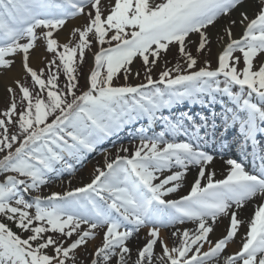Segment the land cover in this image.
<instances>
[{"label":"snow or ice","instance_id":"1","mask_svg":"<svg viewBox=\"0 0 264 264\" xmlns=\"http://www.w3.org/2000/svg\"><path fill=\"white\" fill-rule=\"evenodd\" d=\"M0 79V264H264V0H0ZM233 130L251 170L224 158ZM98 151L90 182L43 194Z\"/></svg>","mask_w":264,"mask_h":264},{"label":"rangeland","instance_id":"2","mask_svg":"<svg viewBox=\"0 0 264 264\" xmlns=\"http://www.w3.org/2000/svg\"><path fill=\"white\" fill-rule=\"evenodd\" d=\"M69 27H71V24L69 25ZM234 32L237 36H239L242 32V28L237 26L236 28H234ZM65 36H67V29L61 33V39L62 40L66 39ZM218 50H219L218 45L214 40L213 45H212V54L210 57V59L212 60V63L214 65H215V60H216V53ZM40 51H42V49ZM86 56H87V59H85L84 64L81 65L80 69H79L81 88H83V86L85 84V77L88 75L90 70L93 69V66H94V59H93L92 53L89 52V53H87ZM169 60L172 63H175V61L173 60V58L171 56L169 57ZM172 63H170L168 66L171 67ZM33 65L37 66V67H43V64L39 63L37 60L33 61ZM135 66L140 67L139 61L136 62ZM161 67H163V65H161ZM19 71H20L19 60H17V65H16V68L14 69V72L18 73ZM158 72H159V69H157V74H158ZM142 79H143L142 76L140 79H130L128 81V83L137 84V83H140L142 81ZM2 80L3 79H0V98L5 96L4 84H3L4 82ZM60 83H61V85H63L64 77H61ZM114 83L123 84V83H125V81L123 80V77L121 76V78L118 81H114ZM4 106H5L4 102L2 100H0V108H3ZM136 143H138V140H134V139L120 140V141H117L115 144L110 143L109 145H106L103 148L107 149L108 152H110L112 155H115L117 149L120 147L121 144L131 147L132 145H134ZM104 159H105V152H102V151H98V152L90 155L87 163L83 167H79L78 171L75 174H73V175L66 174L62 179L56 180L51 185L44 187L42 189L43 194H48L52 191H57V192L66 191L69 189V187L75 188V187H79V186H82L83 184L90 182V180L92 179V176L94 175V168L98 167V166H103ZM225 171H226V169H225ZM225 171L222 174H224ZM69 182H71V183L69 184ZM184 191L186 192L185 189H184ZM172 198H177L176 194H173ZM191 226L193 227V225H191ZM140 236H141V240H139V241L133 240L131 242L133 247H135L138 244L143 242L144 233L141 232ZM98 242L99 241H97V243Z\"/></svg>","mask_w":264,"mask_h":264},{"label":"bare ground","instance_id":"3","mask_svg":"<svg viewBox=\"0 0 264 264\" xmlns=\"http://www.w3.org/2000/svg\"><path fill=\"white\" fill-rule=\"evenodd\" d=\"M65 37H67V36H65ZM2 81L4 83H6V80H2ZM232 140H235V139H232ZM234 158H236V157L234 156ZM226 167L227 166L224 164V160L217 159V161L214 162V168H215V171L217 172V177H219V178L222 177V173L225 171ZM193 176H194V170L189 173V176H188L189 182L192 180ZM185 186H187V188H188V184H186ZM253 211H254V206L252 204H249L245 209H243L240 216L242 219H248L252 216ZM227 226H228V220H227V218H225L223 220V222L217 227L216 231L213 234H211L210 238L213 240L218 239L221 235H223ZM185 227H189V226H185ZM244 231H245V228L242 227L241 232L237 235V237L235 239V242H233L229 245V249L227 251V254H231V253H234L236 251H239L240 245L238 243H240L241 236L243 235ZM142 233H144V232H142ZM165 235H167V233H165ZM206 248H207V246H206Z\"/></svg>","mask_w":264,"mask_h":264}]
</instances>
